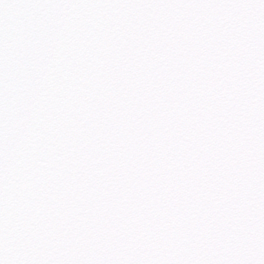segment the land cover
Here are the masks:
<instances>
[{
    "label": "snow or ice",
    "instance_id": "snow-or-ice-1",
    "mask_svg": "<svg viewBox=\"0 0 264 264\" xmlns=\"http://www.w3.org/2000/svg\"><path fill=\"white\" fill-rule=\"evenodd\" d=\"M0 264H264V0H0Z\"/></svg>",
    "mask_w": 264,
    "mask_h": 264
}]
</instances>
